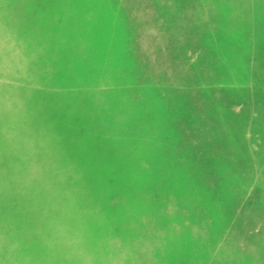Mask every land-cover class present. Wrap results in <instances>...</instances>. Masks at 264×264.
<instances>
[{"label":"rangeland","instance_id":"obj_1","mask_svg":"<svg viewBox=\"0 0 264 264\" xmlns=\"http://www.w3.org/2000/svg\"><path fill=\"white\" fill-rule=\"evenodd\" d=\"M69 1L0 0V97L18 103L0 106V159L26 162L7 141L36 120L46 128L27 150L90 152L86 127H48L57 105L69 113L104 92L121 99L104 105L126 134L109 133L108 152L72 172L80 191L37 171L31 190L47 184L52 206H74L66 222L23 209L49 259L39 264H264V0ZM38 93L59 102L45 108ZM13 181L0 199L16 214L28 191Z\"/></svg>","mask_w":264,"mask_h":264},{"label":"bare ground","instance_id":"obj_2","mask_svg":"<svg viewBox=\"0 0 264 264\" xmlns=\"http://www.w3.org/2000/svg\"><path fill=\"white\" fill-rule=\"evenodd\" d=\"M35 1L37 2V0ZM46 1L49 4L66 2V0ZM83 1L84 0H70L69 2L74 5L75 3ZM67 9L68 7L65 6V9L63 11H66ZM11 18L13 20H18L17 15H13ZM7 23L9 24L10 21H7ZM79 26L73 31L77 33L80 32ZM34 28L35 25L28 26V29L32 31L34 30ZM94 65L95 64H93L92 66ZM75 67H79V65H75ZM36 69L39 71L42 70L39 64L37 65ZM61 77L63 78V80H68L70 75L65 72L61 75ZM102 94L104 97L100 96V100H96V102L93 100H88L83 103L82 100L79 99V101H77L75 105V109H73L69 113L62 112L61 114L60 111H58V109L60 108L59 105L56 106V104L58 103H55V101L59 102L56 93L52 95H44L41 93L36 94V97L39 101H41L43 107H57L56 116L55 118L53 117V119H51L52 124H49L48 127L50 132L52 134L59 135L75 126L86 127L87 130L85 131L84 139L86 138L87 141L94 144L93 148L90 149V152H88L86 149H81L77 153L68 154V152L65 151L66 144H62L63 142H60L58 144L56 151L48 150L47 147H44V144H37L31 150H27L26 142L29 139L28 137L30 136L32 139H36L39 134H42L45 131V122L38 123V120H36V123L35 121L33 122V126L30 128L29 133L26 130L24 132H19L18 136H15L13 141H7V145L10 144V146L9 149H6V154H8L9 156H15L24 155L27 153V156L25 158L26 162L17 159L19 161L16 163L17 165L11 166L10 168H7L6 165H4V162L0 159V182H3L0 187V198L6 195L7 191L14 187H9V184L13 179L14 184H12L16 187L21 185V188H25L28 191V194L25 202L27 203V209H25L24 206L19 207V211H17L16 214L12 212V210L16 207V202L14 199H10L8 195L4 197V200L3 198L0 199V264H5L6 261H11V264H39V261L44 262L49 260L45 257V247L39 241L40 238L37 239V244L35 245L34 243L36 239L35 235L32 234L33 231H26L24 230L23 226L27 225V221L29 220L30 222H32L35 219H39L44 215V213H46V211H48V213L50 212L51 216L52 214H59L62 222H66V220L69 219V217H67V213L69 211L73 213L74 211L68 210L72 208L73 205H68V203H65V201L62 199L58 200L59 202L56 205L54 204L52 206L48 201V198L45 195L42 196L41 194V192L48 187L46 186L47 184H42V186L37 185V188L32 190L30 189V183L36 177V174L38 173L37 171L44 168L51 169L54 174L56 173L58 175V178L56 179L54 185H57V187L61 186V189L63 188V185L68 183L69 187L61 191L66 192L67 189H70V191H80L82 187H80V181H77V179L74 178V174H72V172H75L76 169L78 173L87 172L88 170H90L91 159L105 155L108 152L110 148L108 147L109 143L107 144V137H109V133L111 134V136H114V139L116 138L117 140L122 137V133L126 134V131L112 132L110 123L112 121V118H114L115 116L111 114L108 109L105 110L104 105L105 101L107 103H110L109 105H115L114 103L116 101L118 102V100L121 99L117 96L110 95L109 93L104 92ZM13 105L18 106V103L16 102L15 104V101H12V99L9 98H5L4 96L0 97V106L7 108L8 106L10 107ZM72 105L74 108V104ZM20 107H22V105H20L18 109H20ZM8 108L7 111L9 110ZM46 115L47 112L43 115L45 117L43 118V120L48 118ZM107 115H109V117L111 116V118H108ZM1 134L2 133L0 132V140H2ZM29 151H31L30 154H28ZM64 158H66L69 163L65 164L64 166L63 164L61 166L60 164L58 166L56 165L57 170L55 169V165L53 167L49 165L50 163L58 164L61 160H64ZM20 162L22 164H19ZM66 165L67 168H65ZM33 190H36V192H34L36 193L35 199H32L30 196H34V193L31 192ZM65 194L66 193H64V196ZM80 200L81 198L77 199L78 202H82ZM84 204H86L85 201ZM23 209L29 213V220L25 217L26 212H23ZM47 217L48 216L46 215L44 218ZM26 245L32 247V252L36 256L35 260L28 259L26 258L25 254L23 255V248Z\"/></svg>","mask_w":264,"mask_h":264}]
</instances>
